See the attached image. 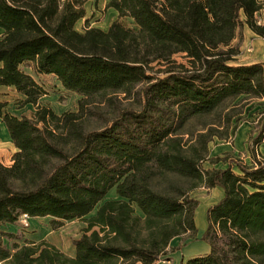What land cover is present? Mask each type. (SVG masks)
I'll use <instances>...</instances> for the list:
<instances>
[{
	"label": "trees",
	"instance_id": "16d2710c",
	"mask_svg": "<svg viewBox=\"0 0 264 264\" xmlns=\"http://www.w3.org/2000/svg\"><path fill=\"white\" fill-rule=\"evenodd\" d=\"M89 1L0 0V86L37 107L18 117L0 101L17 149L11 166L0 161V264H154L175 238L197 235L191 194L200 187L224 190L207 212L210 251L180 264H264V157L238 170H203L207 141L199 150L181 137L189 121L237 99L264 102V63L234 64L240 29L264 39L260 0H109L119 20L108 31L79 32ZM26 64L79 95V112L58 116L41 106L45 90ZM138 85L141 110L84 129L94 98L111 102ZM167 175L188 187L159 191L155 179ZM24 216L49 217L54 229L84 220L74 257L46 240L7 247L15 236L1 227Z\"/></svg>",
	"mask_w": 264,
	"mask_h": 264
},
{
	"label": "rangeland",
	"instance_id": "374dc122",
	"mask_svg": "<svg viewBox=\"0 0 264 264\" xmlns=\"http://www.w3.org/2000/svg\"><path fill=\"white\" fill-rule=\"evenodd\" d=\"M262 4L261 17L264 21V0ZM109 0H91L86 5L87 16L77 24V30L84 32L86 27L98 28L108 31L111 25L119 20L118 13L113 9H108ZM122 23L133 28L134 24L129 19H123ZM237 46H243L245 38L244 27L238 32ZM249 46L240 50L235 63H249L256 59H264V45L259 48V57L253 58L255 54ZM178 61H184L178 57ZM160 69V67L156 68ZM22 70L30 74L34 80L43 87L45 95L40 99L41 106L51 109L56 115L63 116L67 113L79 112V95L69 92L61 85L56 76H47L36 72L31 64H26ZM143 85H138L130 95L120 93L112 98L111 102H104L101 97L93 99L89 104L90 111L83 115V127L86 131L100 130L111 124L123 110H141V89ZM5 95V94H4ZM3 95V96H4ZM8 97L7 111L18 117H33L37 107L35 105H24L22 96L6 93ZM184 142H188L190 147L201 150L202 140H206L207 151L204 153V160L200 166L203 170L225 169L233 166L237 169V164L251 165L253 156L258 159L264 157V102L253 99H237L225 105L215 113L203 117H197L189 121L181 131ZM201 136H204L203 138ZM260 137L259 142L255 139ZM66 149L71 151L72 147ZM191 153V150H187ZM16 153L14 145L10 140L5 125L0 118V160L5 166L13 164V155ZM155 188L159 191H170L174 185L188 187L185 180L175 176L157 177L154 182ZM15 186H18L15 184ZM191 196L199 202L195 215L197 235L192 237L186 234L175 238L167 254L154 264H180L183 260L201 256L209 253L210 247L203 240V235L208 227V209L217 204L223 193L220 188L209 189L200 187ZM116 198L115 191L110 192L107 199ZM86 227L84 220L67 221L59 229H54L51 225V218H30L27 222L20 219L16 224L1 228V231H9L15 238L4 239L7 247L13 248L14 243L24 244L26 241L46 240L59 248L62 252L71 256L75 252L74 243L79 239Z\"/></svg>",
	"mask_w": 264,
	"mask_h": 264
},
{
	"label": "crops",
	"instance_id": "0c3cea01",
	"mask_svg": "<svg viewBox=\"0 0 264 264\" xmlns=\"http://www.w3.org/2000/svg\"><path fill=\"white\" fill-rule=\"evenodd\" d=\"M91 1V0H90ZM88 4V3H87ZM86 4V5H87ZM263 24H264V21H263ZM244 29H245V38H244V41H243V46L242 47H240V50H242L243 51V48H247V47H249V46H252L253 48H251L250 50L252 51V52H254L255 54H253L252 55V57L254 58H258L259 56V48H260V46H263L264 45V39L262 38V37H260V36H258L257 34H255L247 25H245L244 26ZM4 35V31L2 30V29H0V38L2 37ZM238 40V37L234 40V45H236L235 44V42ZM258 56V57H257ZM239 57V56H238ZM237 57V58H238ZM256 63H264V59H262V60H259V59H256L255 61H252V62H249V63H235L234 62V64L235 65H250V64H256ZM32 67H33V65H32ZM47 76H54V75H47ZM6 93H10V94H14V95H18V96H22V95H20L19 93H17L16 91H15V89L14 88H11V87H6V86H0V101L1 102H4V103H7V105H8V97L7 96H5L6 95ZM5 94V95H4ZM4 95V96H3ZM23 97V96H22ZM24 98V97H23ZM8 107V106H7ZM2 120V119H1ZM3 123V122H2ZM4 124V123H3ZM5 125V124H4ZM5 127H6V125H5ZM7 129V128H6ZM7 132H8V130H7ZM9 134V133H8ZM10 136V135H9ZM10 140H11V138H10ZM12 141V140H11ZM13 143V142H12ZM14 145V144H13ZM14 148H15V146H14ZM15 151H17V149L15 148ZM1 161V160H0ZM2 162V161H1ZM217 188H219V187H217ZM221 189V192L223 193V196H224V190L222 189V188H220ZM223 196H222V198H223ZM221 198V199H222ZM30 219V218H29ZM7 226H11V224H9V225H6V226H3V227H1V228H6ZM5 232H8L9 233V231H5ZM74 255H75V252H74V254H72L70 257H74ZM138 264H141V263H138Z\"/></svg>",
	"mask_w": 264,
	"mask_h": 264
},
{
	"label": "built area",
	"instance_id": "2783aa9c",
	"mask_svg": "<svg viewBox=\"0 0 264 264\" xmlns=\"http://www.w3.org/2000/svg\"><path fill=\"white\" fill-rule=\"evenodd\" d=\"M259 22H260V23H263V19H262V17H261V14L259 15ZM21 219H22L24 222H27V220L29 219V217L24 216V217H22Z\"/></svg>",
	"mask_w": 264,
	"mask_h": 264
}]
</instances>
